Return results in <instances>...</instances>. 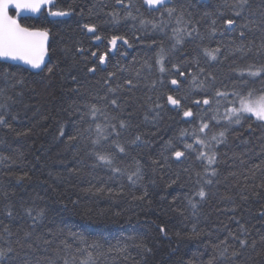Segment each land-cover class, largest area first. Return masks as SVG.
<instances>
[{
	"label": "snow or ice",
	"instance_id": "obj_1",
	"mask_svg": "<svg viewBox=\"0 0 264 264\" xmlns=\"http://www.w3.org/2000/svg\"><path fill=\"white\" fill-rule=\"evenodd\" d=\"M45 7L47 17L40 27L21 23L22 12L42 13ZM53 9L56 0H0V61L43 71L49 38L57 35L45 25L61 23L48 17L78 15L83 21L77 22L81 36L94 44L106 40L104 51L77 41L74 51L65 49L72 54L71 65L48 68L49 75H58L61 87L75 97L63 109L67 125L58 121V138L66 137V151L72 152L77 165L68 169L69 176H79L85 169L102 170L104 176H94L95 182L90 180L84 192L113 200L127 197L130 204L150 208V189L158 185V174L165 188H183L194 175V190L185 195L186 203L172 207L179 199L173 196L169 210L181 216L190 213L195 221L190 233L176 236L199 240L205 234L199 227L201 217L207 221L211 214L202 210L212 197L235 205L231 194L220 195L213 188L227 185L229 178L236 180L235 171L221 179L220 166L231 167L229 159L244 164L245 153L228 157L220 146H227L233 133L234 140L246 145L243 130L264 129V0H220L215 8L209 0H85L83 5ZM12 10L16 15L10 14ZM136 45L155 53L120 63ZM117 55L109 70L111 57ZM237 61L246 63L241 68ZM12 68L0 66V77L12 87L22 85L24 79ZM9 101L16 102L0 90V128L11 132L15 130L8 121ZM179 123L190 127L167 135ZM22 156L19 153L17 158ZM0 161L15 163L5 155ZM248 172L251 176L245 175V182L256 172L264 176V161ZM49 176L54 183L62 179L61 173L49 172ZM26 178V172L15 177L18 185ZM256 189H264V179L252 186V195H259ZM248 190L247 183L240 185L241 200L248 199ZM57 198L65 211L71 205V211L85 221L109 213L118 218L125 211L82 208L80 198L73 199L67 189ZM43 199L18 197L11 183L0 180V264H75V256L68 258L73 247L84 257L79 264H96L94 253L124 251L126 242L122 247L120 241L112 243L102 234L86 235L77 225L50 215L37 203ZM260 215L264 216V207ZM237 223L235 232L229 230L228 237L214 245L215 254L207 264H219L221 259L229 264H264V234L253 237L245 224ZM159 230L166 234L165 227ZM137 246L152 253L143 241Z\"/></svg>",
	"mask_w": 264,
	"mask_h": 264
},
{
	"label": "trees",
	"instance_id": "obj_2",
	"mask_svg": "<svg viewBox=\"0 0 264 264\" xmlns=\"http://www.w3.org/2000/svg\"><path fill=\"white\" fill-rule=\"evenodd\" d=\"M219 2L220 0H209L211 8H215ZM69 3L83 5L85 0H56V9L53 10H64ZM47 11L48 8L45 7L42 13H38L37 16H20L19 18L21 23L40 27L41 21L47 17ZM11 14L16 15L14 10ZM48 19L58 20L61 23L45 25L51 27L57 35L49 38L47 61L42 67L43 71L27 70V67L20 64L0 61L2 67H7L8 64L13 65L12 71L17 72L18 78L22 77L25 81L22 85L12 87L10 83H6L0 77V90H5L16 101L8 102L10 104L8 121L15 131L10 132L6 128H0V141H2L0 155L12 156L15 163L0 161V180L11 183L16 188L18 197L23 196L26 199L37 195L44 197L43 200L37 201L40 206L47 207L50 215L57 219L62 218L67 223L77 225L86 235L95 237L102 234L112 243L120 241L122 247L126 242V247L122 252H105L104 255L94 253L96 264H207L215 254L214 245L225 240L229 230L235 232L238 229L237 221L245 224L251 230L253 237H256L258 233L264 234V216L260 215V210L264 207V189H256L259 195L251 194L252 186L260 183L264 176L260 172H256L255 178L249 179L247 182L244 180L245 175L251 176L248 172L249 169L264 161V151H262L264 139H261L264 137V129L259 127L252 132L243 130V138L248 141L246 145L234 140L233 136L236 133H233L229 136L228 145L220 146V152L222 154L226 152L228 157H231L233 153L237 155L245 153L241 157L244 164H241L239 159L234 163L229 159L227 165H232L231 167H227L223 163L220 166L221 179L229 171H235L237 173L236 180L233 181L229 178L227 185L222 183L213 188V191L218 190L220 195L231 194L235 205L228 201H221L220 196L212 197L202 210L203 213L210 212L211 214L207 221L203 219V216L201 217L199 227L205 229V234L199 240L178 238L176 233H190L195 221L190 213L181 216L169 210L173 196L179 197V199L176 205H171L172 207L186 203L185 195L194 190L192 187L195 182L194 175L192 181L183 188L179 185L165 188L164 181L159 180L158 174V185L154 189H150L153 199V205L150 208L130 204V198L127 197L113 200L107 196L97 197L84 192L82 189L88 187V182L93 180L94 176H104V172L102 170L92 172L90 169H85L79 176H69L68 169L77 165L72 152L66 151L64 143L66 137L63 140L58 138V121H63L67 125L68 117L63 109L71 104L75 97L61 87L58 75H49L48 68L56 65H60V67L71 65L72 54H66L65 49L74 51L73 46L77 41L81 42L85 48L99 51L105 50L107 42L106 40L98 41L94 44L90 38L81 36L77 22L83 21L78 15L48 17ZM212 46L214 47L215 44ZM128 52L127 59H120V63L130 62L133 56L154 55L155 50L146 53L143 45H136ZM117 60L118 55L111 57L109 70ZM244 63L246 62L237 61L241 68L244 67ZM12 116H15L16 119L13 120ZM181 127H190V125L176 124L167 135L174 134ZM66 131L71 133V127L67 126ZM16 132L26 134L17 136ZM166 138L167 136H165ZM19 153H23V156L17 158ZM9 169L11 170L10 174ZM25 172L28 173L29 178L18 185L15 177ZM49 172L61 173L62 179L54 183V178L49 176ZM93 182L95 181L93 180ZM114 183L118 184L119 182ZM245 183L249 186V190L245 193L248 196L246 201L241 200L239 196L240 185ZM53 188L56 189L55 192H53ZM65 189L72 194L73 199L80 198L82 208L93 207L97 211L111 208L112 212L125 211L118 218L109 213L104 217H94L93 221L82 220L79 215L71 211V205H69V210L65 211L63 202L58 200L59 193L64 192ZM161 197L164 199L161 200ZM233 207L236 209L235 212L231 211ZM4 222L8 223L7 220ZM222 225H227V230H222ZM161 226L166 228V234L160 232ZM141 241L152 248L151 254L137 246ZM247 255L245 253V257ZM73 256L76 257L75 264H79V260L84 258L76 252L75 247L69 250L68 258L71 260ZM219 264H229V262L221 259ZM238 264H242V262H238Z\"/></svg>",
	"mask_w": 264,
	"mask_h": 264
},
{
	"label": "water",
	"instance_id": "obj_3",
	"mask_svg": "<svg viewBox=\"0 0 264 264\" xmlns=\"http://www.w3.org/2000/svg\"><path fill=\"white\" fill-rule=\"evenodd\" d=\"M14 11H15V10H14ZM10 14H11V13H10ZM11 15H12V14H11ZM37 15H38V13H31V12L24 11V12L21 13L20 16H37ZM51 18H54V17H51ZM55 18H56V17H55ZM96 42H98V41H96ZM46 61H47V55L45 56V63H46ZM8 62H11V63H17V64H20V65H22V66L28 68L27 65H23V64L20 63V62H16V61H8ZM45 63H44V64H45ZM44 64H43L41 67H43ZM31 70H33V71H39V69H31Z\"/></svg>",
	"mask_w": 264,
	"mask_h": 264
}]
</instances>
